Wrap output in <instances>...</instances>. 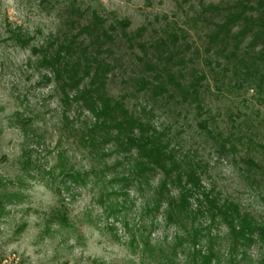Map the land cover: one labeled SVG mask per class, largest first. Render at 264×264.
Here are the masks:
<instances>
[{"label":"trees","instance_id":"obj_1","mask_svg":"<svg viewBox=\"0 0 264 264\" xmlns=\"http://www.w3.org/2000/svg\"><path fill=\"white\" fill-rule=\"evenodd\" d=\"M86 11L71 7L65 20L67 28L61 35L32 49L33 53H41L42 65L55 70V78L64 89V105L90 108L102 105L103 108L99 122L88 136L75 133L80 146L98 161L99 169L66 168L63 154L59 155L61 191L86 182L90 174L99 171L103 182L109 177L110 186L104 183L101 197L110 200L109 207L114 211L124 207L129 199L128 191L140 194L146 187L150 191L143 203V213L161 212L167 223L183 232L184 235L174 234L172 249L186 241L192 246L193 264H264V220L251 216L237 202L206 187L201 176L204 165L195 153L182 148L175 152V145L170 147L171 141L163 134L151 137L145 133L143 139L135 140L133 136L139 135V129L134 126L138 122L142 126L153 123L154 106L147 103L143 108L129 107L125 94H109L107 78L116 65V61L109 59L114 57L116 42L122 38L132 46L142 28L134 36L126 31L128 21L108 20L94 9L89 15ZM185 23L200 27L199 47L195 46L190 54L187 41L180 42L188 31L178 22L159 27L155 35L138 43L141 55H135L143 71L132 82L136 93L144 92L147 99L151 97L157 103L175 101L199 110L203 81L210 77L219 92L239 89L254 95L258 91L264 99V0H198V9L192 16L187 15ZM15 39L24 45V39L18 36ZM81 87L85 90L79 92L75 101H70L69 93ZM228 135L229 132L223 136ZM215 140L219 154L234 153L237 143ZM110 141L113 144L108 151L115 159L107 164L103 149ZM115 144L119 145L117 152ZM248 157L249 152L245 159ZM252 161L251 173L260 171L262 176L263 160L251 154L249 164ZM154 175L157 181L151 186ZM119 197L121 201L115 200ZM218 223L226 227L225 236L230 240L223 254L214 251L210 234V227ZM205 238L208 241L205 250L196 249L198 241ZM143 244L148 247L146 238ZM252 244L258 249L257 260L248 256ZM165 259L172 263L170 257Z\"/></svg>","mask_w":264,"mask_h":264},{"label":"rangeland","instance_id":"obj_2","mask_svg":"<svg viewBox=\"0 0 264 264\" xmlns=\"http://www.w3.org/2000/svg\"><path fill=\"white\" fill-rule=\"evenodd\" d=\"M204 1L217 2L218 0ZM122 2L123 0H72L65 13V20L70 8L77 7L87 10L88 15L94 9L108 20L118 18L128 21L129 26L126 31L134 36L137 35H135L137 30L142 28L140 37H135L132 46L127 45L122 38L116 42L114 57L109 59L116 61L115 69L107 78L109 94L112 96L125 94V103L129 107L148 103L154 106L155 113H159L162 109L175 112L186 111L193 117L191 133H199L195 118L200 114L201 109L196 110L193 106L175 101L157 103L151 97L147 99L148 94L144 92L136 93L132 84L135 76L143 71L135 55H141L138 43L155 35L159 27L178 22L182 29L188 31L185 37L180 38V42L186 40L188 43L187 53L190 54L195 46L199 47L200 27H192L191 24L185 23L187 15L192 16L194 10L198 9V0H130V4L138 7L135 12L124 11L123 8H120V11L115 10ZM37 35H40L39 29H37ZM13 36L22 38L15 33ZM22 39L25 40L24 45H28L32 38ZM35 42L41 44L39 39ZM189 65L190 62H188ZM44 80H47V77H44ZM235 91L219 92L216 82L208 77L203 81L201 88V106L210 105L215 111L216 104L223 100V94H232ZM247 94L253 95L252 92ZM224 102L227 101L224 100ZM260 106L264 107L262 98H260ZM25 111L27 112V109ZM4 119V113L0 109V123ZM200 119L206 120L208 117L200 115ZM8 120L10 124L21 126L26 133L33 123L31 118L22 116L20 112H16L15 116L9 117ZM152 122L154 123L153 120ZM70 126V124L66 125V128L69 135L75 136L76 142L73 144L68 141L62 145L66 150L63 152L65 167L71 166L78 171H89L93 166L99 169L98 161L89 154L87 149L80 146ZM209 127L213 125L210 124ZM216 127L223 130V135L227 134L228 125L223 120L218 122ZM13 133L14 139L23 140V136L18 132L13 130ZM184 139H188L187 135ZM195 141L198 143H186L182 149L195 153V156L203 162L204 169L201 176L204 185L237 202L240 208L251 216L264 220V174L261 176L260 171L255 175L251 171L241 173L231 163L233 159L247 157L246 145L237 143V151L220 155L217 140L196 136ZM26 146V144H20L6 149L3 142H0V151L8 152L7 156L0 155V216L4 215L6 204L11 213H15L17 207L32 209V212L25 217L27 230L23 239L38 241L41 251L53 253L51 259L42 261V264H170L167 263L166 256L171 258V264H193L192 246L185 243L186 241L172 249L174 234L184 235L183 232L171 223H167L161 212L143 213V203L149 197L150 191L146 187L140 194L133 190L128 191L129 199L125 201L124 207L113 211L109 207L110 200L101 197L104 183L107 187L110 186L107 183L109 177L103 182V176L97 171L96 174H90L86 182L61 191L57 167L61 147L57 146L54 139H49L47 147L50 151L45 159L42 156L44 147L41 144H33L32 147L36 148V151L31 156L33 163L31 167H28L23 163L28 159L27 154L20 153V148ZM74 148L75 151H72ZM251 154L264 162V151H253ZM114 159L115 156L112 155L105 159V162L109 164ZM240 167L248 168L249 166L241 164ZM19 179H23L25 185L16 182ZM156 181L157 176L154 175L150 182L151 186ZM113 186L117 187L120 184ZM20 193H23L25 197H22ZM21 199L25 201L19 206L13 203ZM115 200L121 201L122 197ZM225 233L226 227L223 224L218 223L210 227L214 251L220 254L226 252L230 243ZM144 238L149 243L148 247H144ZM207 245L206 238L200 239L195 248L205 250ZM250 246L248 256L257 260L259 258L257 246L256 244ZM6 259L7 257L0 258V264H4ZM12 264H15L14 260ZM20 264H25L23 258Z\"/></svg>","mask_w":264,"mask_h":264},{"label":"clouds","instance_id":"obj_3","mask_svg":"<svg viewBox=\"0 0 264 264\" xmlns=\"http://www.w3.org/2000/svg\"><path fill=\"white\" fill-rule=\"evenodd\" d=\"M71 2L72 0H0V109L5 117L0 123V142H3L6 149L26 144V147L20 148V153L27 154L28 159L23 163L28 167H31V156L36 151L33 144L44 147L42 156L46 159L50 151L48 141L54 139L57 146L61 147V153L58 154L61 155L66 151L62 147L65 142H76L75 136L69 135L66 125H71L73 133L86 137L99 122V113L103 111L102 105H95L94 108L81 105L68 108L64 105V89L55 78V70L42 65L41 53L37 51L34 54L32 50L33 47H41L44 41L55 40L67 28L65 13ZM120 8L135 12L138 7L130 4V0H123L115 10L120 11ZM37 29L40 30L39 36ZM14 33L25 39H32L28 45H21L13 36ZM37 39L41 44L35 42ZM84 90L81 87L70 92L68 99L75 101L79 92ZM261 95L258 91L254 95H248L246 91L237 89L232 94H223V100L216 104L215 111L210 105H202L200 114L195 118L199 133H191L193 117L190 113L162 109L151 117L154 123L142 126L138 122L134 127L139 129V135H134L133 138L139 141L144 138L145 133L151 137L163 134L171 141L170 147L175 145V152L181 151L186 143H198L195 141L196 136L218 139L225 144L240 143L246 145L249 157L233 159L231 163L241 173L249 172L254 166V161L249 164L251 153L264 151V143H259L264 141V107L260 106ZM78 108L82 110L78 111ZM16 112L32 119L33 123L27 133L21 126L9 123L8 118L14 117ZM200 115H206L208 119H200ZM222 120L228 125L229 135L226 138L223 130L216 127ZM210 124L213 127H209ZM13 130L23 136V140L14 139ZM186 135L187 140L184 139ZM112 144L110 141L103 149L105 159L112 156V152L108 151ZM118 149L119 145L115 144V152ZM0 155L7 156L8 152L0 151ZM241 164H249V167L241 168ZM16 182L25 185L23 179ZM20 195L25 197L23 193ZM24 201L25 199H21L13 203L19 206ZM31 212V208L17 207L16 212L11 213L7 204L5 205L4 215L0 216V258L7 257L4 264H12L13 260L15 264H20L22 258L25 264H42V261L51 259L53 253L41 251L38 241L23 239L27 230L25 217Z\"/></svg>","mask_w":264,"mask_h":264}]
</instances>
